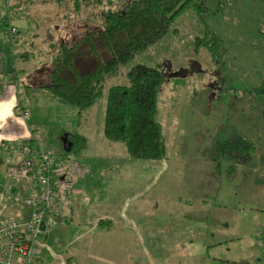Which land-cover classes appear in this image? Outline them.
<instances>
[{"label": "rangeland", "instance_id": "1", "mask_svg": "<svg viewBox=\"0 0 264 264\" xmlns=\"http://www.w3.org/2000/svg\"><path fill=\"white\" fill-rule=\"evenodd\" d=\"M10 1L17 3L10 11L12 22L19 28L17 53H28L27 59L16 57V76L19 82L25 78V82L34 84L47 80L43 63L53 53L48 47L50 36L57 41L77 39L89 25L84 22L96 23L101 10L121 0H101L99 5L95 0H87L80 3L78 10L74 9L72 0H62L59 5L47 0ZM207 31L224 41L227 52L220 57L213 59L200 41L196 43ZM93 42L98 57L106 59V50L96 40ZM77 51L80 55L74 63L79 71L95 65L84 45ZM135 64L158 67L163 72L164 81L157 92V119L166 149L184 146L182 155L186 158L182 163L187 171L205 165L208 159L211 179L217 177L221 182L219 202L227 205L226 216L240 202L247 201V208L253 200L264 204V0H203L200 12L193 7L183 8L160 40L134 54L119 66L116 74L105 78L102 93L90 108L94 117L104 102L106 89L124 83L126 71ZM62 75L70 76L67 71ZM19 88L21 93L25 91ZM33 115L35 118L30 119L29 125L32 124L31 131L41 149L51 150L62 162L76 159L74 150L62 149L58 121L41 113ZM234 134L253 144L252 158L246 163L220 159L215 172L213 144ZM0 158L5 162L4 154ZM230 165L234 168L228 177ZM10 183L19 184L0 171V202L14 203L6 190L3 194V187ZM10 216L0 212V220ZM256 230L251 228L254 235ZM220 233L228 239L236 230L228 224ZM256 239L248 237L243 242L227 243L221 252L244 256L247 264H263L257 262L264 256L259 253L263 246Z\"/></svg>", "mask_w": 264, "mask_h": 264}, {"label": "crops", "instance_id": "2", "mask_svg": "<svg viewBox=\"0 0 264 264\" xmlns=\"http://www.w3.org/2000/svg\"><path fill=\"white\" fill-rule=\"evenodd\" d=\"M11 17L7 0H0V75H15L0 92V144L39 146L29 121L34 112L45 114L58 121L62 135L83 138L73 160L87 170L74 181L67 202L57 203L53 223L43 226L33 264H247L244 256L221 251L227 243L257 238L251 228L264 227V204L253 200L247 208V201L240 202L228 217L227 205L219 202L221 182L211 179L208 159L187 171L184 146L178 145L172 151L165 145L162 159L129 158L123 143L110 142L102 134L104 102L94 117L93 105L79 111L39 89L21 93L19 86L31 83L16 76L18 42H11L9 26L19 28ZM5 19L9 26L3 25ZM16 106L26 113L24 119ZM1 153L6 156L5 162L0 158L3 173L14 159ZM9 186L15 184L4 186L3 194ZM1 211L11 218L25 214L5 201L0 202ZM228 224L236 233L226 239L220 232ZM257 262L264 264V259Z\"/></svg>", "mask_w": 264, "mask_h": 264}, {"label": "trees", "instance_id": "3", "mask_svg": "<svg viewBox=\"0 0 264 264\" xmlns=\"http://www.w3.org/2000/svg\"><path fill=\"white\" fill-rule=\"evenodd\" d=\"M47 1L56 5L62 2ZM86 1L72 0L74 9L78 10L80 3L85 4ZM93 2L98 4L101 0ZM16 6L17 3L7 0L10 11ZM185 7H193L200 12L203 0H121L115 6L101 10L97 14L99 20L96 23L84 22L90 26L87 25L77 39L71 42L57 41L50 36L48 47L53 53L43 63L46 64L43 71L47 73V80L24 84L23 87L42 90L46 95L60 99L79 111L86 109L102 93L105 78L116 74L119 66L129 61L134 54L160 40L169 30L174 17ZM3 25L9 26L8 19H5ZM18 34L19 31L10 34L12 43L18 42ZM93 40L106 50V59L98 57L97 45ZM199 41L213 59L227 52L224 41L214 32H208L196 43ZM80 45L86 47L95 61V65L83 72L74 63L80 55L77 51ZM27 54L26 51L15 53V58L20 55L27 59ZM63 71L69 73V78L62 75ZM14 79V74L9 77L0 75V92L7 84L13 83ZM163 81L164 74L158 67L135 64L126 71L124 83L111 85L106 89L102 134L110 142L123 143L129 158L155 160L162 159L165 155V143L157 120V92ZM67 136L71 142L70 150L76 152L83 145V138L76 133H69ZM253 152V144L241 135L217 139L211 150L213 170L218 171L220 159L231 160L233 163L249 162ZM233 168L234 165L229 166L228 177ZM257 238L264 244L261 237Z\"/></svg>", "mask_w": 264, "mask_h": 264}, {"label": "built area", "instance_id": "4", "mask_svg": "<svg viewBox=\"0 0 264 264\" xmlns=\"http://www.w3.org/2000/svg\"><path fill=\"white\" fill-rule=\"evenodd\" d=\"M16 30L9 28L10 34ZM24 119L26 113L16 106ZM0 150L14 159L3 173L18 182L7 194L14 204L24 209L22 218L0 220V264H33L38 254L41 223H53L57 203L65 204L74 181L87 173L76 160L61 161L51 150L32 143L0 144ZM264 242V227L256 230Z\"/></svg>", "mask_w": 264, "mask_h": 264}, {"label": "water", "instance_id": "5", "mask_svg": "<svg viewBox=\"0 0 264 264\" xmlns=\"http://www.w3.org/2000/svg\"><path fill=\"white\" fill-rule=\"evenodd\" d=\"M61 144H62V149L64 151H69L70 147H71V142L69 140H67L66 134L63 133L62 137H61ZM43 223H41L40 225V229H43Z\"/></svg>", "mask_w": 264, "mask_h": 264}]
</instances>
